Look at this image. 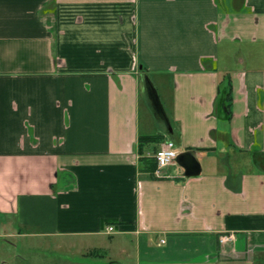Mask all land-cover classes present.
Returning a JSON list of instances; mask_svg holds the SVG:
<instances>
[{"label":"crops","instance_id":"0c3cea01","mask_svg":"<svg viewBox=\"0 0 264 264\" xmlns=\"http://www.w3.org/2000/svg\"><path fill=\"white\" fill-rule=\"evenodd\" d=\"M166 141L196 153L198 176L151 172ZM0 216L134 236L133 264L264 254V0H0Z\"/></svg>","mask_w":264,"mask_h":264},{"label":"rangeland","instance_id":"374dc122","mask_svg":"<svg viewBox=\"0 0 264 264\" xmlns=\"http://www.w3.org/2000/svg\"><path fill=\"white\" fill-rule=\"evenodd\" d=\"M145 117L146 112L143 109L140 111L141 121ZM3 234L10 238H4ZM134 241V236L116 234L112 236L103 234L97 237L43 236L38 234L36 228L19 223L15 217L0 216V258L11 264H117L114 262V257L122 249L130 255L129 259L133 264L135 263ZM5 242L15 244L17 248L11 251ZM90 251L92 255L89 254ZM251 264H264V254L254 255Z\"/></svg>","mask_w":264,"mask_h":264},{"label":"water","instance_id":"95a60500","mask_svg":"<svg viewBox=\"0 0 264 264\" xmlns=\"http://www.w3.org/2000/svg\"><path fill=\"white\" fill-rule=\"evenodd\" d=\"M142 83L146 92V96L150 102L154 116L160 119L169 135L172 134V128L170 122L164 112L162 104L158 98L156 89L154 88L150 78L147 75L142 76ZM183 169L184 176L196 177L200 174V165L196 159V153L194 151L179 153L174 160Z\"/></svg>","mask_w":264,"mask_h":264},{"label":"built area","instance_id":"2783aa9c","mask_svg":"<svg viewBox=\"0 0 264 264\" xmlns=\"http://www.w3.org/2000/svg\"><path fill=\"white\" fill-rule=\"evenodd\" d=\"M174 153V155H173ZM178 155V152L176 151L175 145L171 141H166L154 154V158L156 161L157 170L155 172L156 175L160 174V170L167 167L168 165L172 164ZM165 161V163H161V161ZM106 233L111 234L114 231L113 227H107ZM233 239L232 235L229 236H222L220 238L221 243H225L227 241H230Z\"/></svg>","mask_w":264,"mask_h":264},{"label":"trees","instance_id":"16d2710c","mask_svg":"<svg viewBox=\"0 0 264 264\" xmlns=\"http://www.w3.org/2000/svg\"><path fill=\"white\" fill-rule=\"evenodd\" d=\"M221 92H222V99H224V101L230 100V84H229V81H228L227 85L225 86V88ZM162 138L163 137L161 135L140 136L138 139V152L139 153L142 152L141 147L143 145L158 144L161 142ZM150 163H151V167H150L151 172H153L156 169V161L154 159H152Z\"/></svg>","mask_w":264,"mask_h":264},{"label":"clouds","instance_id":"9594fccd","mask_svg":"<svg viewBox=\"0 0 264 264\" xmlns=\"http://www.w3.org/2000/svg\"><path fill=\"white\" fill-rule=\"evenodd\" d=\"M173 155H174V153H173ZM161 163L163 164V163H165V161L162 160Z\"/></svg>","mask_w":264,"mask_h":264}]
</instances>
